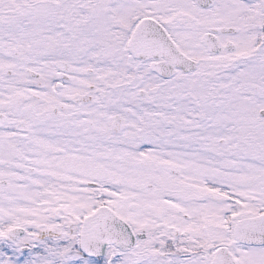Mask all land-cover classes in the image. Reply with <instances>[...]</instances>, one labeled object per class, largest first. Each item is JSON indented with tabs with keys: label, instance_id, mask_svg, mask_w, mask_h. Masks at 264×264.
<instances>
[{
	"label": "snow or ice",
	"instance_id": "6c2138e0",
	"mask_svg": "<svg viewBox=\"0 0 264 264\" xmlns=\"http://www.w3.org/2000/svg\"><path fill=\"white\" fill-rule=\"evenodd\" d=\"M0 264H264V0H0Z\"/></svg>",
	"mask_w": 264,
	"mask_h": 264
}]
</instances>
